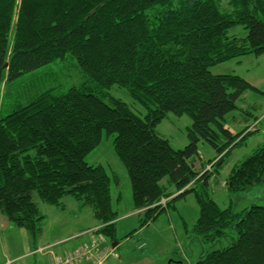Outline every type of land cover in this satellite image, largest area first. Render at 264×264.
Masks as SVG:
<instances>
[{
  "label": "trees",
  "instance_id": "obj_1",
  "mask_svg": "<svg viewBox=\"0 0 264 264\" xmlns=\"http://www.w3.org/2000/svg\"><path fill=\"white\" fill-rule=\"evenodd\" d=\"M236 24L246 36L228 34ZM68 53L85 77L80 85L40 89L0 113V213L37 234L44 215L36 193L57 205L72 195L93 208L105 243L118 241L112 175L85 159L114 133L142 225L192 193L200 207L193 231L208 245L194 264H264V203L221 207L210 186L231 152L263 132L253 122L237 133L226 126L236 109L248 123L258 118L262 106L244 97L257 87L210 67L264 53V0H0V92ZM114 84L127 87L145 114L112 96ZM170 111L192 118L182 148L156 129ZM201 141L216 151L207 161ZM261 183L264 141L225 179L233 195Z\"/></svg>",
  "mask_w": 264,
  "mask_h": 264
},
{
  "label": "rangeland",
  "instance_id": "obj_2",
  "mask_svg": "<svg viewBox=\"0 0 264 264\" xmlns=\"http://www.w3.org/2000/svg\"><path fill=\"white\" fill-rule=\"evenodd\" d=\"M247 32L242 24H236L228 30L229 35L239 37L246 36ZM210 70L216 74L235 73L244 77L257 87L244 94L248 101L246 105L258 104L264 107V53L232 58L211 66ZM84 79L77 60L68 53L65 59H57L47 66L22 74L10 82L11 85L5 86L0 92V113L4 115L10 112L16 103L26 100L40 89L54 87L57 93H61L71 86L80 85ZM108 91L112 96L130 104L138 114H145L146 109L139 102H135L127 87L114 84ZM240 106L245 105L240 103ZM261 113L263 111L260 110L258 114ZM244 116L241 108L228 113L226 126L235 133L239 132ZM191 125L192 118L189 114L180 115L170 111L156 129L169 139L173 147L182 148L189 143L188 130ZM114 137V133H105L100 144L85 157L90 164L103 165L113 178L112 205L118 212L115 226L116 238L120 244L115 248L117 257H109L108 264H194L201 251L208 246L193 231L200 213L195 195L191 193L172 200L155 220L142 225L144 214L134 209L131 181L127 168L114 148ZM263 141V132L249 136L243 145L231 152L218 173L212 176L211 193L221 207L232 204L234 208L241 209L251 203H264V183L234 195L225 184L232 167L249 156ZM199 148L205 161L216 155L215 149L207 141H201ZM115 175L119 184L115 182ZM35 199L44 215L40 224L41 230L37 234H31L28 229L15 225L6 215L0 213V264H43L47 262V253L51 250L53 253L62 254L97 236L94 227L100 221L95 217L93 208L82 205L74 196H64L60 205L41 200L37 193ZM113 241L107 237L108 243ZM142 243L145 246L139 248ZM38 245L48 248L42 252L33 250Z\"/></svg>",
  "mask_w": 264,
  "mask_h": 264
},
{
  "label": "built area",
  "instance_id": "obj_3",
  "mask_svg": "<svg viewBox=\"0 0 264 264\" xmlns=\"http://www.w3.org/2000/svg\"><path fill=\"white\" fill-rule=\"evenodd\" d=\"M103 241V236L97 234L90 243L63 255H56L48 264H105L108 255L111 253V248L103 246Z\"/></svg>",
  "mask_w": 264,
  "mask_h": 264
},
{
  "label": "crops",
  "instance_id": "obj_4",
  "mask_svg": "<svg viewBox=\"0 0 264 264\" xmlns=\"http://www.w3.org/2000/svg\"><path fill=\"white\" fill-rule=\"evenodd\" d=\"M261 111H263V113H261V115H259L257 119H255V120H252V119H251L249 123L247 122L246 118L243 117V121H241V126H242V128H243L244 126H246L247 124H251L252 122L258 120L259 118H262V119H263V120H262V124H264V107H261ZM261 116H262V117H261ZM99 226H100V223H99L98 225H95L94 228H98ZM23 234H24V235H27L26 232H24ZM91 239H92V238H91ZM113 242H114V241H113ZM113 242L111 243L112 245H113ZM117 242H118V243H117L115 246H113V248H114V255L116 254V253H115V248H117L118 245L120 244L119 241H117ZM87 243H88V242H87ZM85 244H86V243H85ZM81 246H83V245H81ZM46 248H48V247H45L44 245H42V246H41V245H38V247L35 248V249H33V250L38 249V251H39L40 249H41V250H44V249H46ZM77 248H78V247H77ZM30 250H31V249H30ZM30 250L27 251V253L30 252ZM33 250H32V251H33ZM72 250H73V249H72ZM68 251H71V250H68ZM68 251H66V252H68ZM64 253H65V252H64ZM47 254H48V256H47V260H46V261L48 262V261H50L52 255L55 254V253H53V251L51 250V251H50L49 253H47ZM114 255H111V256L113 257ZM19 256H21V255H19ZM111 256H109V257L111 258ZM115 256H116V255H115ZM109 257H108V259L106 260V262H107L106 264H108V262H109V259H110ZM116 257H117V256H116ZM118 258H119V257H118ZM10 260H12V258L9 259V261H10ZM9 261H8V262H9ZM2 264H3V263H2ZM4 264H5V263H4ZM43 264H44V263H43Z\"/></svg>",
  "mask_w": 264,
  "mask_h": 264
},
{
  "label": "bare ground",
  "instance_id": "obj_5",
  "mask_svg": "<svg viewBox=\"0 0 264 264\" xmlns=\"http://www.w3.org/2000/svg\"><path fill=\"white\" fill-rule=\"evenodd\" d=\"M262 118H259L258 120H256L255 122H253L254 123V128L256 127V126H258V127H260V128H262L263 130H264V124H262ZM262 130V131H263ZM164 202H165V199L163 198L162 199ZM167 200V199H166ZM104 238V241H103V243H102V245L103 246H109L110 248H111V253L108 255V257L109 256H111V255H114V248H113V245L112 244H106L105 243V241H106V239H105V237H103ZM88 243H90V242H88ZM87 244V243H86ZM85 245V244H84ZM107 257V258H108ZM107 260V259H106ZM10 262V261H9Z\"/></svg>",
  "mask_w": 264,
  "mask_h": 264
},
{
  "label": "water",
  "instance_id": "obj_6",
  "mask_svg": "<svg viewBox=\"0 0 264 264\" xmlns=\"http://www.w3.org/2000/svg\"><path fill=\"white\" fill-rule=\"evenodd\" d=\"M117 243H118L117 241H114V242H113V246H115Z\"/></svg>",
  "mask_w": 264,
  "mask_h": 264
}]
</instances>
